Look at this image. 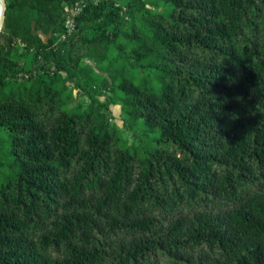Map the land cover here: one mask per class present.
<instances>
[{
	"label": "trees",
	"instance_id": "1",
	"mask_svg": "<svg viewBox=\"0 0 264 264\" xmlns=\"http://www.w3.org/2000/svg\"><path fill=\"white\" fill-rule=\"evenodd\" d=\"M74 1L5 0L0 264H264V0Z\"/></svg>",
	"mask_w": 264,
	"mask_h": 264
},
{
	"label": "rangeland",
	"instance_id": "2",
	"mask_svg": "<svg viewBox=\"0 0 264 264\" xmlns=\"http://www.w3.org/2000/svg\"><path fill=\"white\" fill-rule=\"evenodd\" d=\"M2 26H3V23L1 25V28H0V31L2 29ZM43 37H45L44 35H42ZM5 39V37L3 36V40ZM94 65V63H93ZM77 90L75 91L76 95H77ZM111 108V112H112V116H113V121L120 127H125L124 126V120L122 118V111H121V105L120 104H116V105H111L110 106ZM58 112V110L56 111ZM139 131L135 132V131H125L124 134H126L127 136H129L130 138L135 136L136 134H138ZM148 144L145 145V147L147 149H152L155 147L156 145V141L154 140V137L151 136V140H149L147 142ZM158 253L156 255H151L152 258H151V261H156L158 262V264H175V262L168 258V255L164 252L161 253L160 250L157 251ZM190 256H191V259L188 260V261H177L178 264H196V261L199 259L200 257V251L199 250H192V249H189L188 250ZM54 255H56L55 252H53Z\"/></svg>",
	"mask_w": 264,
	"mask_h": 264
},
{
	"label": "built area",
	"instance_id": "3",
	"mask_svg": "<svg viewBox=\"0 0 264 264\" xmlns=\"http://www.w3.org/2000/svg\"><path fill=\"white\" fill-rule=\"evenodd\" d=\"M100 1L102 0H75L73 3L66 5L64 7V27L66 29V33H64L63 37L74 32L76 28L75 17L89 2L97 4Z\"/></svg>",
	"mask_w": 264,
	"mask_h": 264
},
{
	"label": "water",
	"instance_id": "4",
	"mask_svg": "<svg viewBox=\"0 0 264 264\" xmlns=\"http://www.w3.org/2000/svg\"><path fill=\"white\" fill-rule=\"evenodd\" d=\"M5 0H0V28L4 20Z\"/></svg>",
	"mask_w": 264,
	"mask_h": 264
}]
</instances>
